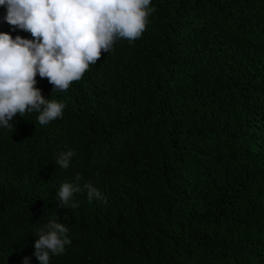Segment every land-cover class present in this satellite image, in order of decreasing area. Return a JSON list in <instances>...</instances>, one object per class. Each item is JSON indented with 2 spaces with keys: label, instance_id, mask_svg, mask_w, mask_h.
<instances>
[{
  "label": "trees",
  "instance_id": "1",
  "mask_svg": "<svg viewBox=\"0 0 264 264\" xmlns=\"http://www.w3.org/2000/svg\"><path fill=\"white\" fill-rule=\"evenodd\" d=\"M151 6L142 37L66 92L37 75L62 118L0 127V264H40L33 234L57 216L72 243L50 264H264V0ZM77 173L107 203L83 190L60 207Z\"/></svg>",
  "mask_w": 264,
  "mask_h": 264
},
{
  "label": "clouds",
  "instance_id": "2",
  "mask_svg": "<svg viewBox=\"0 0 264 264\" xmlns=\"http://www.w3.org/2000/svg\"><path fill=\"white\" fill-rule=\"evenodd\" d=\"M152 0H0L6 15L0 20L31 34L32 39L0 32V127L11 128L19 114L39 113L40 125L63 117L66 105L47 99L37 87V75L47 78L53 92H66L110 52L118 40L134 43L146 31L154 12ZM76 153L60 151L55 164L68 169ZM81 174L75 183L64 182L57 197L60 207H68L75 193L87 192L88 201L107 203L106 197L90 181L81 187ZM78 206L72 203L71 208ZM59 217L36 230L33 255L40 264H50L52 256L62 255L72 243L69 228ZM30 257H24L29 264Z\"/></svg>",
  "mask_w": 264,
  "mask_h": 264
}]
</instances>
